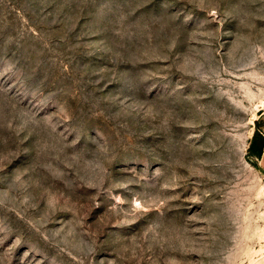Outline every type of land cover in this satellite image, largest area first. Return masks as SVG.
<instances>
[{"label":"rangeland","instance_id":"374dc122","mask_svg":"<svg viewBox=\"0 0 264 264\" xmlns=\"http://www.w3.org/2000/svg\"><path fill=\"white\" fill-rule=\"evenodd\" d=\"M263 121L264 0H0V264H264Z\"/></svg>","mask_w":264,"mask_h":264},{"label":"trees","instance_id":"16d2710c","mask_svg":"<svg viewBox=\"0 0 264 264\" xmlns=\"http://www.w3.org/2000/svg\"><path fill=\"white\" fill-rule=\"evenodd\" d=\"M263 147H264V137L260 140V142H258L257 136L255 135V138L252 141L249 150L259 157L262 153Z\"/></svg>","mask_w":264,"mask_h":264},{"label":"crops","instance_id":"0c3cea01","mask_svg":"<svg viewBox=\"0 0 264 264\" xmlns=\"http://www.w3.org/2000/svg\"><path fill=\"white\" fill-rule=\"evenodd\" d=\"M262 123H263V125L260 127L261 129L259 128L258 131L261 134H263V136H264V121ZM258 159H259V165H260V167L264 170V147H263L262 153L258 157Z\"/></svg>","mask_w":264,"mask_h":264}]
</instances>
